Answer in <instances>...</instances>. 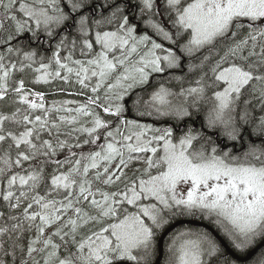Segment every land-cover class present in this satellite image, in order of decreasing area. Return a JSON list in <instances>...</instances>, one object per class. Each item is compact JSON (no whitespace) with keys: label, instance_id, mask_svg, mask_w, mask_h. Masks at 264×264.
Here are the masks:
<instances>
[{"label":"snow or ice","instance_id":"obj_1","mask_svg":"<svg viewBox=\"0 0 264 264\" xmlns=\"http://www.w3.org/2000/svg\"><path fill=\"white\" fill-rule=\"evenodd\" d=\"M0 46V264H159L186 219L166 264H264V0H0ZM34 65L91 95L46 108Z\"/></svg>","mask_w":264,"mask_h":264},{"label":"trees","instance_id":"obj_2","mask_svg":"<svg viewBox=\"0 0 264 264\" xmlns=\"http://www.w3.org/2000/svg\"><path fill=\"white\" fill-rule=\"evenodd\" d=\"M166 22H167V20H166ZM149 34H151V32H149ZM154 38H156V37H154ZM13 43H15V41H13ZM52 48H54V44L52 45ZM33 49H36V45H35L34 42H33ZM2 51H3V46H0V52H2ZM51 55H52V50L50 49V46L48 44H45V45L43 44L39 48V55H38L37 59L44 58V57H51ZM61 55L65 56V55H67V53L62 51ZM79 58H81V57L79 56V53L77 52L74 55V59H79ZM12 62L15 63V54L14 53H13ZM37 66L38 65H34L33 69H26L24 73H15L14 76L12 77V79H19L22 76L24 81H25V88H30L33 92H42V93H44V102H45V107L46 108H51L54 102L57 103V105H59V103L62 102V101H70V100H73V103L74 102L77 103L76 106H73L74 108H76L79 104H82V103L85 102L87 95H91L90 89H81V86L79 84L75 88H73L72 86L59 85V83L56 80H52L51 82H49L46 85H43L41 83H32L33 79L36 76L40 75V73H37V72L34 71V68L37 67ZM54 67H55V65H53V69H54ZM53 69H49V70L51 71ZM62 74L64 75V73H62ZM165 74L168 75L167 73H165ZM72 78L75 79V77H72ZM70 82H72L73 84L75 83V81H72V80ZM10 83H11V81H10ZM153 83H155L157 86L159 84L163 83L165 87L171 88L173 91H176L179 88V85L177 83H175L174 81L171 82V83H168V82H166L163 79V76H159V75L152 76L151 82L148 85V87L151 88ZM185 86H187V84ZM138 92L142 93L143 98L145 100L149 99L148 94L143 93V89L142 88H137L136 90L132 91L131 94L134 95L135 93H138ZM101 93H103V89H101ZM0 103H3V102H0ZM255 103H256V101L253 100V104H255ZM66 107L73 108V107H71L70 104L66 105ZM203 107H204L205 110L210 109L211 104L210 103L205 104ZM97 111H99L101 113V116H102L103 119L114 120V118L109 117L108 114L103 113L102 109H97ZM237 111H240V109L238 108ZM59 114H61V115H72L74 113L69 114V113L61 112ZM257 114H258V110H257ZM53 115L55 116V115H57V113L53 112ZM125 116H126V118L138 119L141 123H149V124L153 125L154 127H158V128H162L164 126L168 127V126H170L171 124H173L175 122L173 120H169L167 117H161L159 119H156L155 117H143V118H141V117H138L135 114L134 111L131 112V113L126 112ZM204 116H205V112L201 111V113L199 115L194 117L197 127L201 126V124H202V122L204 120ZM85 126L91 127V124L87 123ZM101 131H103V130H101ZM61 138H63V137H61ZM86 138H87L86 135H81L80 136L81 141H83ZM213 138H215V134H213ZM71 142L74 143L75 141H71ZM103 143H104L103 137H101V139L97 140L95 142V144H92V145L85 144L81 148L74 149V151L85 152L86 153L90 148L94 149L96 151H99L100 149L97 147V145H100V144H103ZM63 156H64V153L62 152V153H60V156L58 158L62 159ZM142 170L143 169H141V171ZM131 175H132V173H131ZM5 186H6V184H5ZM119 187H120V185H119ZM105 190H107V189H105ZM0 210H3V209L0 208ZM69 215H71V213H69ZM183 221L197 222V223H202L203 224L202 221L195 220V219H186V220H183ZM178 222H181V221H176L173 225H175ZM173 225H171L169 228L165 229V232L168 229H170ZM192 228H194V230H202V228H200V227H198V228L197 227H192ZM182 229L183 228L177 229L176 231H174L166 239L165 246H164V257H163L162 264H166V261L171 256L170 255L171 253L168 252L167 248H166L169 245L170 239L174 235L179 234ZM30 236H31L30 233H26L25 234V237H30ZM162 236L159 237V239H158L157 260H158V255H159V240L162 238ZM21 242L23 244H26L27 243V238H22ZM37 259H40V257L37 256ZM41 264H43L42 260H41Z\"/></svg>","mask_w":264,"mask_h":264},{"label":"rangeland","instance_id":"obj_3","mask_svg":"<svg viewBox=\"0 0 264 264\" xmlns=\"http://www.w3.org/2000/svg\"><path fill=\"white\" fill-rule=\"evenodd\" d=\"M165 26L167 27L168 26V22H166V20H165ZM158 38V37H157ZM159 39V38H158ZM45 58V57H44ZM41 74V73H40ZM63 75V74H62ZM74 77V76H73ZM151 78L152 77H150V79H149V83H150V81H151ZM93 79H95V78H93ZM54 80H56L58 83H59V85H66V86H72L73 88H75L78 84L75 82L74 84L72 83V82H64V81H62V80H59V79H54ZM72 81H75V79H71ZM52 81V80H51ZM45 84V83H44ZM137 88H135V89H133L132 91H134V90H136ZM31 98V97H30ZM127 99V98H126ZM70 101H73V100H70ZM71 106H76L77 105V103H71L70 104ZM83 120H86V121H90V117H83L82 118ZM90 126V125H89ZM164 127H166V126H164ZM163 128V127H162ZM137 168H140V169H143V167H144V165H142V164H139V163H137L136 165H135ZM128 175H131V172H128ZM120 187H123V185L121 184L120 185ZM129 208H131V206H129ZM180 228H183L181 231H185V230H188V229H191L193 232H195V231H197V230H194V228H192L191 226H184V227H180ZM180 231V232H181ZM179 236V234H176V235H174L171 239H170V242H169V245L166 247L167 248V251L168 252H170V250H169V246L170 245H172L173 244V241L175 240V243H176V245L178 246L179 245V243L181 242V239L182 238H180V239H176L177 237ZM171 253V252H170ZM171 255V254H170Z\"/></svg>","mask_w":264,"mask_h":264},{"label":"water","instance_id":"obj_4","mask_svg":"<svg viewBox=\"0 0 264 264\" xmlns=\"http://www.w3.org/2000/svg\"><path fill=\"white\" fill-rule=\"evenodd\" d=\"M184 226H191V227H200L203 228L204 224L197 223V222H190V221H181L173 225L170 229H168L162 236V238L159 240V255H158V262L159 264H162L163 257H164V246L166 239L177 229Z\"/></svg>","mask_w":264,"mask_h":264},{"label":"flooded vegetation","instance_id":"obj_5","mask_svg":"<svg viewBox=\"0 0 264 264\" xmlns=\"http://www.w3.org/2000/svg\"><path fill=\"white\" fill-rule=\"evenodd\" d=\"M156 39H157L158 42H162V41H160L157 37H156ZM44 45H45V44H44ZM165 46H169V45L166 44ZM46 52H47V51H46ZM177 74H179V73H177ZM155 75L163 76V79H164L165 76H167L166 74H154L153 76H155Z\"/></svg>","mask_w":264,"mask_h":264}]
</instances>
